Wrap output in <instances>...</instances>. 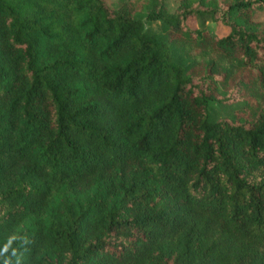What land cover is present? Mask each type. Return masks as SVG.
Instances as JSON below:
<instances>
[{"label":"trees","instance_id":"obj_1","mask_svg":"<svg viewBox=\"0 0 264 264\" xmlns=\"http://www.w3.org/2000/svg\"><path fill=\"white\" fill-rule=\"evenodd\" d=\"M175 1L0 0V264H264V0Z\"/></svg>","mask_w":264,"mask_h":264},{"label":"rangeland","instance_id":"obj_2","mask_svg":"<svg viewBox=\"0 0 264 264\" xmlns=\"http://www.w3.org/2000/svg\"><path fill=\"white\" fill-rule=\"evenodd\" d=\"M165 3H166L168 11L172 12L174 7H175V5H176V1L175 0H165ZM219 30L222 31L221 28Z\"/></svg>","mask_w":264,"mask_h":264}]
</instances>
